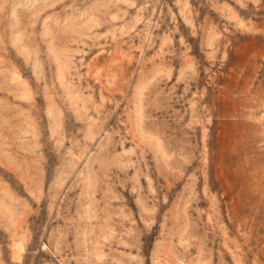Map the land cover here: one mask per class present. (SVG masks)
<instances>
[{"label": "rangeland", "instance_id": "obj_1", "mask_svg": "<svg viewBox=\"0 0 264 264\" xmlns=\"http://www.w3.org/2000/svg\"><path fill=\"white\" fill-rule=\"evenodd\" d=\"M0 264H264V0H0Z\"/></svg>", "mask_w": 264, "mask_h": 264}]
</instances>
